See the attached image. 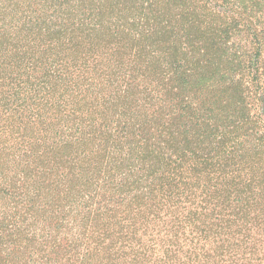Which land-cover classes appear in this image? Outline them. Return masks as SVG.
Masks as SVG:
<instances>
[{
    "label": "trees",
    "instance_id": "obj_1",
    "mask_svg": "<svg viewBox=\"0 0 264 264\" xmlns=\"http://www.w3.org/2000/svg\"><path fill=\"white\" fill-rule=\"evenodd\" d=\"M260 187L264 0H0V264H264Z\"/></svg>",
    "mask_w": 264,
    "mask_h": 264
},
{
    "label": "rangeland",
    "instance_id": "obj_2",
    "mask_svg": "<svg viewBox=\"0 0 264 264\" xmlns=\"http://www.w3.org/2000/svg\"><path fill=\"white\" fill-rule=\"evenodd\" d=\"M257 191H264V187H260ZM262 197L264 196L260 195V198ZM262 209L264 205L263 207L255 206L250 212H240L236 216L235 233L229 235L228 238L235 244L232 251L240 262L246 263L264 253V213L261 212ZM219 216H221L220 213L213 215V217ZM244 217L245 220L242 219ZM212 250H216V246H213Z\"/></svg>",
    "mask_w": 264,
    "mask_h": 264
}]
</instances>
